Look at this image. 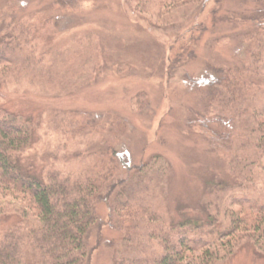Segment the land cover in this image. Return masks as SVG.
<instances>
[{"label": "rangeland", "instance_id": "obj_1", "mask_svg": "<svg viewBox=\"0 0 264 264\" xmlns=\"http://www.w3.org/2000/svg\"><path fill=\"white\" fill-rule=\"evenodd\" d=\"M62 1L0 0L2 32L37 24L40 67L54 71L48 82L10 72L7 84L0 85L1 107L42 120L27 163L40 170L56 161L79 172L103 159L116 164L121 176L136 178L135 184L148 175L147 202L159 210L165 205L174 220L206 216V200L213 199L205 194L208 184L232 182L233 174L225 153L210 144L214 136L208 128L222 126L226 114L209 104L204 80H212L211 67L246 59L245 33L254 24L233 18L251 15L257 1L206 0L164 15L154 2L139 11L135 0ZM47 35L51 44H45ZM249 186L236 195L250 204L264 200V172ZM226 201H217L222 210L217 224L223 226L231 216L227 211H242ZM115 202L123 206L129 200L124 194ZM0 204V230L17 221L20 207L32 216L27 200L0 191ZM98 212L104 224L92 234L90 264H113L121 233L109 224L116 216L105 203L98 204ZM137 241L130 253L139 248ZM142 243L154 249L149 239ZM217 264H264V249L244 244Z\"/></svg>", "mask_w": 264, "mask_h": 264}, {"label": "trees", "instance_id": "obj_2", "mask_svg": "<svg viewBox=\"0 0 264 264\" xmlns=\"http://www.w3.org/2000/svg\"><path fill=\"white\" fill-rule=\"evenodd\" d=\"M256 1L251 15L233 18L254 24L245 33L246 59L241 64L211 67L212 80H204L210 85L209 104L226 114H220L222 126L204 127L214 136L212 149L225 153L233 174L232 182L208 184L205 194L213 199L206 200V216L174 220L165 205L159 210L147 202L149 195L143 192L148 190L144 184L151 179L148 175L135 184L136 178L121 176L116 164L103 159L79 172L65 170L56 161L35 169L25 154L36 146L42 120L0 106V191L3 197L29 201L32 212L29 216L20 207L17 221L0 230V264H90L95 249L92 234L104 224L99 203L115 214L109 224L121 233L113 264H217L244 244L264 249V200L250 204L245 195H236L264 172V0ZM152 2L156 11L171 14L206 0H135L136 9L147 10ZM39 28L30 22L17 29H0V85L7 84L8 73L18 70L31 74L30 82L39 77L51 80L53 68L41 69L36 54ZM51 38L47 35L45 44H51ZM124 194L129 203L116 205V198ZM223 200L242 210L227 211L231 216L224 226L217 224L222 212L217 201ZM249 213L251 217L246 216ZM136 239L139 248L130 253ZM143 239H149L154 249L144 248ZM222 244L223 253L219 252Z\"/></svg>", "mask_w": 264, "mask_h": 264}]
</instances>
